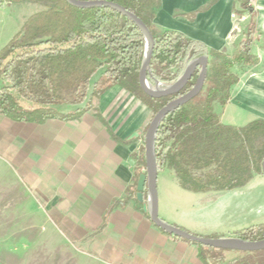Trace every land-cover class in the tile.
<instances>
[{"label": "crops", "instance_id": "crops-1", "mask_svg": "<svg viewBox=\"0 0 264 264\" xmlns=\"http://www.w3.org/2000/svg\"><path fill=\"white\" fill-rule=\"evenodd\" d=\"M247 1L245 6L244 0H160L153 20L159 31L174 30L228 54L238 48L245 26L253 24L252 53L259 63L240 75L226 104L215 107L220 122L235 127L264 119V0ZM93 106L79 118L40 124L0 113V186L24 184L19 190L28 206L35 197L58 230L104 264H204L197 244L162 232L136 200L150 109L118 85L94 99ZM157 190L159 216L161 195L173 193L174 200L188 202V231L198 235L236 237L243 223L263 219L264 224L263 173L240 188L191 192L163 168ZM254 209L256 214L236 224L241 212ZM227 252L223 264L240 257Z\"/></svg>", "mask_w": 264, "mask_h": 264}, {"label": "trees", "instance_id": "trees-1", "mask_svg": "<svg viewBox=\"0 0 264 264\" xmlns=\"http://www.w3.org/2000/svg\"><path fill=\"white\" fill-rule=\"evenodd\" d=\"M21 1L41 4L42 8L31 13L0 49V113L14 121L40 124L50 118H79L94 107V99L113 85L132 94L155 115L196 83L200 66L176 93L158 98L144 93L139 83L144 36L132 20L111 7L79 8L65 0L2 3ZM106 1L134 13L150 30L154 49L147 79L152 85L156 81L163 85L174 83L191 60L208 57L200 93L167 114L158 128V171L170 169L179 186L191 192L240 188L254 174L262 173L264 119L229 126L220 122L215 110L229 100L240 75L259 63L252 53L253 24L247 26L236 51L228 54L225 50H209L180 32L157 30L153 20L160 0ZM247 3L244 0L245 6ZM98 117L102 119L99 114ZM145 191L144 201H138L140 206L146 202ZM236 234L246 240L263 239L264 224ZM197 245L202 262L210 264L206 252L201 251L205 245ZM238 264H264V250L245 253Z\"/></svg>", "mask_w": 264, "mask_h": 264}, {"label": "rangeland", "instance_id": "rangeland-1", "mask_svg": "<svg viewBox=\"0 0 264 264\" xmlns=\"http://www.w3.org/2000/svg\"><path fill=\"white\" fill-rule=\"evenodd\" d=\"M41 8V4L29 1H21L17 4L3 2L0 6V49L18 32L23 21ZM3 9H6V12ZM246 28L247 25L244 29ZM244 38L245 35L242 39ZM153 116L151 114L148 118L142 134L143 140ZM140 150L142 154L145 153L144 141ZM23 186L21 182L13 184L12 187L0 186V264H104L92 255L80 251L61 230H58L57 225L48 216L47 209L38 206L35 197H33V206H28L30 205L28 200L24 201L25 193L19 190ZM145 193L147 197V189ZM174 199L173 193L161 195L160 216L169 223L189 230L186 212L189 209L188 202L180 197ZM256 211L257 209L241 212L239 220L235 221L236 224H242L246 218L256 214ZM262 220L255 219L253 224L243 223L244 225L241 226L247 228L255 224L259 225ZM202 250L206 252L210 264H223L225 256L231 253L227 251H235L233 253L240 255L235 262L230 260L227 264H238L244 260L245 253H250L207 246H202Z\"/></svg>", "mask_w": 264, "mask_h": 264}, {"label": "water", "instance_id": "water-1", "mask_svg": "<svg viewBox=\"0 0 264 264\" xmlns=\"http://www.w3.org/2000/svg\"><path fill=\"white\" fill-rule=\"evenodd\" d=\"M3 0H0V4ZM70 5L79 8H93V7H111L132 20L141 30L145 41V52L142 65L139 72L140 87L147 95L151 97H162L180 91L189 79L194 74L198 66L200 71L195 85L186 94L170 101L165 106L160 108L151 119L147 128L144 143H145V170L138 176L136 182L135 197L137 201H144V191L147 189L146 202L143 203V209L148 212L151 222L162 231L169 235L188 240L197 244H202L212 248L237 250L243 252H254L264 250V238L260 240H246L239 237H206L192 233L181 227L168 223L160 218L158 212V190H157V177H158V163L156 160L155 141L158 128L162 120L167 114L174 111L181 105H184L189 100L194 98L200 93L204 86L205 77L207 75L208 57L202 55L189 62L183 74L174 82L168 85L156 81L152 85L147 79V72L150 71L151 57L154 49V38L146 26V24L134 13L126 10L121 5L106 1H81V0H65ZM262 173L264 175V159L262 162Z\"/></svg>", "mask_w": 264, "mask_h": 264}, {"label": "built area", "instance_id": "built-area-1", "mask_svg": "<svg viewBox=\"0 0 264 264\" xmlns=\"http://www.w3.org/2000/svg\"><path fill=\"white\" fill-rule=\"evenodd\" d=\"M233 16L235 17V15H233ZM240 20H242V18H240ZM235 29H236V30H240L239 27H238L237 25L235 26Z\"/></svg>", "mask_w": 264, "mask_h": 264}]
</instances>
